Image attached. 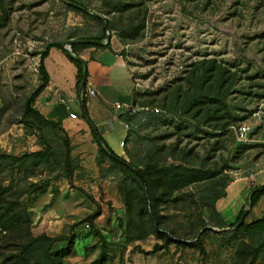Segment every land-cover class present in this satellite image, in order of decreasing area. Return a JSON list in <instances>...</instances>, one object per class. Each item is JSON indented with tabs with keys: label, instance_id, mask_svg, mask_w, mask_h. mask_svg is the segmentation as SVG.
Masks as SVG:
<instances>
[{
	"label": "rangeland",
	"instance_id": "obj_1",
	"mask_svg": "<svg viewBox=\"0 0 264 264\" xmlns=\"http://www.w3.org/2000/svg\"><path fill=\"white\" fill-rule=\"evenodd\" d=\"M66 1L0 0V153L21 156L48 147L50 155L18 189L26 193V182L39 186L22 194L31 233L63 238L52 252L73 239L63 264H248L259 232L233 225L251 189L264 183V0H75L88 14L67 8ZM106 20V37L119 46L138 83L121 119L123 143L114 139L109 147L121 150L126 162L141 164L163 146V154H152L160 166L203 163L214 175L208 182L225 173L239 180L214 207L201 199L205 181L184 184L159 206L161 231L173 238L167 245L147 226V188L99 153L87 124L71 118L66 130L60 122L48 126L27 118L33 127L26 128L20 116L24 99L43 83L45 45L101 36ZM219 94L213 106L189 107L200 95ZM69 105L78 117V108ZM217 107L219 115L230 114L225 129L206 118ZM241 124L250 127L244 139L235 131ZM245 182L250 186L239 193ZM256 205L246 223L264 217V200ZM198 238L203 251L177 242ZM14 248L0 234V259ZM32 261L50 264L39 250ZM254 264H264V253Z\"/></svg>",
	"mask_w": 264,
	"mask_h": 264
},
{
	"label": "trees",
	"instance_id": "obj_2",
	"mask_svg": "<svg viewBox=\"0 0 264 264\" xmlns=\"http://www.w3.org/2000/svg\"><path fill=\"white\" fill-rule=\"evenodd\" d=\"M65 5L69 9L79 11L83 14H88L87 8L85 6L81 7L75 0H67ZM95 17L98 18L97 16ZM106 23L108 24L107 27L102 24L103 33L101 36H70V38L65 41H51L45 45L42 53L40 54L39 64V71L42 74L43 83L39 89L35 90L28 97H26L22 103V111L20 116L22 120H26V128L33 127L31 120H34V122L36 121L38 123H44L48 126H53L54 124L52 121L45 118L41 113L33 108L35 98L47 83L48 75L45 70L44 59L48 55L49 50L53 47L62 50L63 45L72 40L91 39L98 41V43L73 42L70 44L71 52H67V58L74 64L77 71L75 82L76 90L84 94L86 88L87 71L85 69V62L78 57L77 52L80 48L89 46H110V41L103 43V41L106 40V30L109 27V21L106 20ZM210 78H212V74L205 77L206 80ZM83 80L84 83L80 90ZM219 86H222V84ZM220 94L212 97L208 95H200L196 102L192 103L189 107L194 108V104L196 103L206 104V106L207 104L209 106H213L215 103L221 101ZM221 95H223V93ZM81 108L83 118L88 123L90 130L98 144L99 153L109 158L114 164L123 168L127 173H130L132 176V183H135L140 187L145 186L147 188V195L145 194L143 196L142 208L145 210V214H147V226L150 232H155L165 239V245L172 241L173 238L161 231V217L159 215L158 207L165 204L166 201L170 199V197L173 198L175 192L179 188H181L184 184L205 181L206 183L202 188L201 199L204 201V203H208L212 207L215 206V203L218 199L226 195L225 188L233 181L232 177H230L227 173L223 174L222 177L217 180L214 179L215 181L208 182L207 180L210 177L213 179L214 175H209L211 169H207L203 163H201L199 167L184 165H158L156 163L158 160L156 159V156L164 153L163 151L165 147L163 146L153 148L154 150H152L151 153L145 157L141 164H136L133 161H129L126 164L125 160L109 147L107 142L89 119L84 96L81 97ZM220 108L221 107H217L213 109L212 113L208 114L206 117L207 120L213 119L218 122L214 125L215 129H225L230 124V122H232L229 118H227V116L230 115L229 112L224 113L226 116L222 114L219 115V110H221ZM198 112H201L200 108L197 110V113ZM27 118H30L31 120ZM119 118L124 121L126 120V116L123 115V113L119 115ZM131 118L132 117L127 119L130 120ZM93 127L96 130V134L94 133ZM152 154L156 156L153 157ZM49 159L50 155L48 147L43 150L25 153L21 156H14L5 152L0 153V234L4 235L6 242H13V247H15L13 249V253L8 254L5 257L3 256V258L0 259V264H37L32 261V254L38 250L47 254L50 264H63L64 257L70 253L73 239L68 241V246L66 248H63L57 252H52L54 244L63 238L49 237L45 234L34 236L30 231L27 204L25 202L26 198H24L22 194H32L39 188V186L34 182H26V193H18V189L24 188L22 187L23 185L20 186V183L23 180L28 179L35 169L39 168L40 166L47 165L49 163ZM68 160L69 152L66 154V161ZM124 193H126V197L128 198L130 195L129 191H125L124 189ZM263 194L264 183L259 189L249 195L248 199L252 208L257 204ZM244 210L245 206L240 209L233 226H235L237 230L259 232L260 239L257 245L251 249L252 255L250 262L248 263L254 264L256 259L260 257L261 253H264V217L253 220L249 223H246L244 218L240 224L236 225ZM219 222L220 226H222V219H220ZM154 223H156L157 227L154 226ZM177 242L182 245L199 246L202 251L204 250L202 245L199 244V238L197 239L196 243H186L179 239Z\"/></svg>",
	"mask_w": 264,
	"mask_h": 264
},
{
	"label": "crops",
	"instance_id": "obj_3",
	"mask_svg": "<svg viewBox=\"0 0 264 264\" xmlns=\"http://www.w3.org/2000/svg\"><path fill=\"white\" fill-rule=\"evenodd\" d=\"M105 41L103 43H106ZM109 41L110 46H89L80 48L77 52L78 57L85 62L87 71L84 98L88 117L107 144L114 139H118L120 143L126 135L125 124L118 115L125 112L131 105L134 92L132 68L120 54L119 46L113 42V38H110ZM50 63L54 65L52 68ZM44 66L48 75L47 83L35 98L33 108L45 118L53 122H60L66 130H69L73 125V120L69 116L73 106L66 108L59 101L61 98L67 99L69 104L72 101V104L79 110V116H76L75 119L81 120L89 126L79 109L81 97L80 91H77L75 87L76 67L68 61L64 45L62 50L54 47L49 50L44 59ZM61 68H65L67 76L63 75L64 72ZM61 78H65L64 84H62ZM88 89H93L95 95H87ZM72 91H75V94ZM114 102L121 104L118 111L111 108ZM116 153L120 155L121 150ZM238 181H232L227 186L225 193ZM249 184V182H245L239 193H244L250 186ZM263 200L264 195L256 206L263 204Z\"/></svg>",
	"mask_w": 264,
	"mask_h": 264
},
{
	"label": "built area",
	"instance_id": "obj_4",
	"mask_svg": "<svg viewBox=\"0 0 264 264\" xmlns=\"http://www.w3.org/2000/svg\"><path fill=\"white\" fill-rule=\"evenodd\" d=\"M64 48L67 52H71V48H70V45L65 43L64 44ZM132 85L136 88L138 86V83H136L135 80L132 81ZM87 95H90V96H94L95 95V91L93 89H88L87 90ZM82 96H85V93H81L80 92V97ZM61 103L65 105L66 108L69 107V100L67 99H60ZM111 108L115 111H118L120 108H121V104L119 102H114L112 103L111 105ZM69 116L71 118H76V114H74L73 112H70L69 113ZM250 127L249 125L247 124H241V125H238L236 128H235V131L239 137V139H244V137L246 136V134L248 133ZM123 142H121L120 144L122 145Z\"/></svg>",
	"mask_w": 264,
	"mask_h": 264
},
{
	"label": "water",
	"instance_id": "obj_5",
	"mask_svg": "<svg viewBox=\"0 0 264 264\" xmlns=\"http://www.w3.org/2000/svg\"><path fill=\"white\" fill-rule=\"evenodd\" d=\"M109 40H110V36H107L105 42H108ZM73 42L98 43V41H95V40H91V39H82V40H72V41H70V42H67V44L70 45V44H72ZM68 53H70V52H68ZM83 83H84V80H83L82 83H81L80 90H81V88H82ZM93 130H94V133L96 134V130H95L94 127H93ZM97 139H98V137H97ZM125 163L127 164L126 161H125ZM261 185H262V184H261ZM261 185H258L257 187H254L253 189H251L250 194L253 193L254 191H256L257 189H259V188L261 187ZM146 192H147V190H146ZM149 207H150V203H149ZM251 208H252L251 204L248 203L246 209H245L244 212L242 213V215H241V217H240V219H239V221L237 222L236 225L240 224V223L244 220V218L246 217L248 211H250ZM151 216H152V214H151ZM154 224L156 225V223H154Z\"/></svg>",
	"mask_w": 264,
	"mask_h": 264
}]
</instances>
